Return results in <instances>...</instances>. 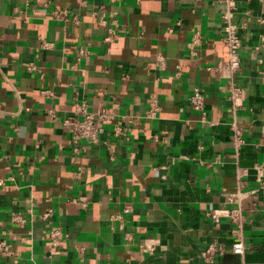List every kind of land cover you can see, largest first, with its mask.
Segmentation results:
<instances>
[{
    "label": "crops",
    "instance_id": "0c3cea01",
    "mask_svg": "<svg viewBox=\"0 0 264 264\" xmlns=\"http://www.w3.org/2000/svg\"><path fill=\"white\" fill-rule=\"evenodd\" d=\"M82 1L0 0V237L13 249L0 255V264H241L229 250L232 225L205 214L227 206L241 169L249 192L242 201L244 260L264 264V82L257 74L264 66V0H234L244 105L235 114L216 70L227 57L219 41L222 0ZM98 5L103 11L91 15ZM55 7L79 12V23L52 19ZM101 17L116 27L109 43ZM195 30L204 38L191 57L187 42ZM43 41L52 47L41 48ZM80 46L90 54L76 61ZM158 54L166 59L163 70L155 65ZM177 65L181 75L174 77ZM194 87L206 95L214 124L202 122L187 103ZM75 93L93 110L129 116L132 121L120 122L126 134L113 136L107 123L104 144L82 142L74 154L61 119L72 113ZM151 97L159 108L147 117ZM50 107L57 121L46 115ZM232 117L245 139L238 155ZM79 195L88 197L84 208L71 201ZM124 204L132 210L118 229L110 215L122 213ZM47 209L50 224L40 218ZM13 214L24 221L12 222ZM48 225L66 233L56 247ZM213 239L226 251L207 262L201 252ZM143 242L155 248L145 251Z\"/></svg>",
    "mask_w": 264,
    "mask_h": 264
},
{
    "label": "built area",
    "instance_id": "2783aa9c",
    "mask_svg": "<svg viewBox=\"0 0 264 264\" xmlns=\"http://www.w3.org/2000/svg\"><path fill=\"white\" fill-rule=\"evenodd\" d=\"M86 0L81 2L82 6L86 4ZM236 3L234 0H222V9L219 13V19L222 25L220 31V43L227 51L226 59L221 63L220 66L216 67V70L220 72L221 76L226 80L228 84V91L226 93V98L229 102L232 114H235L238 110L243 109L244 105L242 102V87L238 81L239 73L241 72L240 64V50L242 48V38L238 32L237 25L233 22V15L236 10ZM103 11V6L98 5L91 9L90 14L93 16L99 15ZM49 16L52 19L71 22L74 25L78 24L80 21V13L72 11L69 7L63 8H52L49 11ZM105 25V35L103 41L109 43L114 39V30L116 27L108 24L106 19L100 18L99 20ZM203 33L200 30H195L190 40L187 42V52L191 57L197 55L198 47L201 46L203 42ZM52 42L43 41L40 43L41 48L52 47ZM259 46L255 47L257 50ZM90 54L89 49L85 46H80L77 50L76 61H79L83 57H87ZM260 63V61H259ZM166 59L163 55L158 54L155 57V65L157 69L163 70L165 68ZM74 65H71L73 67ZM29 69L36 72L39 77H43L42 68L35 64L30 63ZM213 69V68H210ZM257 74L263 79L264 82V66L262 65L258 70ZM181 75L180 66H176L174 72V77H179ZM127 78V75H124ZM41 93L48 97H54V92L51 89H43ZM77 93L73 96L72 103V113L61 119L62 125L70 133L69 144L71 150L74 154L80 151V146L82 142L89 144H100L105 143L102 139V134L105 132V124L112 123L111 133L113 136L121 137L126 134L120 122L122 121H132L129 116L117 114L112 110H107L104 107H100L96 110L90 108L89 103L85 99H79ZM205 98L206 95L199 87H194L192 91L187 96V103L193 111L198 112L202 122L207 124H214L213 121L207 118V111L205 109ZM159 108V99L157 97H151L148 100V108L146 111L147 117H154L157 109ZM46 115L51 121H57L59 116L56 110L52 107L45 110ZM230 135L232 139L233 148L235 154L238 155L240 150L245 144V139L243 137V131L238 126L234 117L228 123ZM79 172L77 173V175ZM245 174V169L237 171V187L234 192L228 193L226 196L225 204L219 209L208 210L206 215L211 217L214 221H218L220 218L224 217L232 225L230 230V247L229 250L239 256L241 259V264H255L247 263L244 260L245 247L243 242V231L245 224L247 222L246 215L243 212L242 201L248 196V191L243 188L242 176ZM73 202L79 203L83 208L87 206L88 197L86 195H79L71 199ZM132 207L129 204H124L122 207V213H116L110 215V221H119L116 225L118 229L123 227V213L131 212ZM53 214L52 209H47L44 211L40 218L50 224V218ZM11 221L21 224L24 221L23 216L20 214L11 215ZM47 239L53 247L59 245L61 238L66 236L63 234L60 227L57 225H48L46 231ZM123 237L127 241L132 240V233L124 232ZM155 242L147 243L143 242L139 246L143 250L152 251L155 248ZM226 251L225 244L222 241L213 239L207 244V246L202 250L201 256L207 262H213L216 257H220ZM13 254L12 243L4 235L0 237V255L7 257ZM48 264H64L60 260L50 261Z\"/></svg>",
    "mask_w": 264,
    "mask_h": 264
}]
</instances>
